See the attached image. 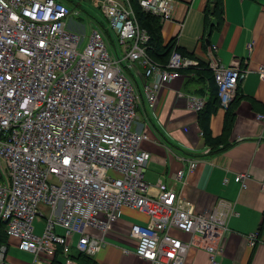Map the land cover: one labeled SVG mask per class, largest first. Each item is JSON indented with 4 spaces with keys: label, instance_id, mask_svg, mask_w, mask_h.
Here are the masks:
<instances>
[{
    "label": "built area",
    "instance_id": "obj_1",
    "mask_svg": "<svg viewBox=\"0 0 264 264\" xmlns=\"http://www.w3.org/2000/svg\"><path fill=\"white\" fill-rule=\"evenodd\" d=\"M137 1L161 23L172 18L175 0ZM95 4L117 37L121 58L116 51L109 55L99 30H92L82 47L84 36L67 29L73 11L59 0H0L3 231L20 251L33 256L32 264H49L57 247L67 256L73 242L77 253L95 257L109 227L129 208L148 218L147 225H133L130 232L139 258L150 264H185L193 246L207 251L217 264L228 231L229 204L220 202L210 215L197 214L161 182L151 196L145 181L150 155L141 148L148 137L131 129L140 94L128 71L143 70L144 92L153 109L161 87L200 63L181 56L177 45L166 65L154 61L147 53L149 35L139 26L131 0ZM253 46L247 43L249 54ZM208 57L219 105L227 109L246 70L222 65L213 52ZM257 73L264 81V67ZM188 103L189 111L198 113L206 100L191 97ZM257 120L264 125V114ZM194 168L190 161L188 171ZM183 175L178 170L175 181ZM248 179L247 173L234 177L242 189ZM36 221L43 222L39 234ZM176 233L191 238L185 242ZM247 239L250 248L263 242L258 232Z\"/></svg>",
    "mask_w": 264,
    "mask_h": 264
},
{
    "label": "crops",
    "instance_id": "obj_2",
    "mask_svg": "<svg viewBox=\"0 0 264 264\" xmlns=\"http://www.w3.org/2000/svg\"><path fill=\"white\" fill-rule=\"evenodd\" d=\"M68 1L76 7L87 2L100 7L95 0ZM208 1L175 0L172 18L162 22L163 44L175 38L183 57L202 64L183 70L178 79L161 87L153 109L144 92L147 79L143 70L128 71L140 94L138 118L131 129L148 137L141 148L150 155L145 181L151 196L157 193L155 185L161 182L190 203L197 214L210 215L220 202L229 204L228 231L217 264H264V125L257 120L258 115L264 114V81L257 73L264 67V0H222L223 22L211 32L213 20L209 18L207 25L205 14ZM250 42L254 45L251 54L246 50ZM210 52L222 65L238 64L246 70L227 109L212 100L216 86L207 66ZM191 97L205 98L206 105L200 112L189 111ZM190 161L195 162L192 172L188 171ZM178 170L184 172L179 183L174 178ZM244 173L249 179L242 189L234 177ZM147 222L144 214L123 208L104 235V247L91 259L95 264H150L136 255L138 243L130 235L133 225L145 226ZM34 226L39 234L43 222L36 221ZM89 232L102 236L98 230ZM253 232H258L263 242L250 248L247 236ZM176 235L185 242L191 238ZM74 246L73 242L67 256L57 247L49 264H77L79 253ZM188 251L185 264H212L207 251L193 246ZM41 258L47 260L44 254ZM32 262L33 256L20 251L17 241L7 237L0 247V264Z\"/></svg>",
    "mask_w": 264,
    "mask_h": 264
},
{
    "label": "trees",
    "instance_id": "obj_3",
    "mask_svg": "<svg viewBox=\"0 0 264 264\" xmlns=\"http://www.w3.org/2000/svg\"><path fill=\"white\" fill-rule=\"evenodd\" d=\"M208 2L209 3L206 6L205 14H206L207 25L209 23V18L213 20V24L210 27V32H211L213 29H217L223 22V16H224L223 15V3H222V0H209ZM131 5H132V8H133V11H134V14H135V17H136V20L139 26L144 28L147 34L149 35L150 39H149L148 50H147L148 55L157 63L166 65L168 63L170 54L176 47V39L174 38L170 41L169 44L164 45L161 32H160L162 23L160 22L159 18L154 17L146 12L144 13V11H142L141 8L139 7L137 0H131ZM104 31L105 33H107V30H104ZM176 50L179 52L181 56H183V54L178 50V47L176 48ZM196 69L194 70L196 71ZM215 91H216L215 94L212 95V98H213L212 100L214 102L218 100L217 86L215 87ZM218 104H219V101H218ZM230 118H231V115L229 117V121H230ZM229 121H228V116H227V122L229 123ZM226 129H227V126H226ZM206 140L207 141L209 140L207 136H206ZM3 230H5V225L3 222H0V247L6 243V239H7L5 231ZM59 251L62 253L61 249ZM91 258L92 257H88L84 254L79 253L78 256L76 257V261H77V264H95ZM53 263L54 262H51V264Z\"/></svg>",
    "mask_w": 264,
    "mask_h": 264
},
{
    "label": "rangeland",
    "instance_id": "obj_4",
    "mask_svg": "<svg viewBox=\"0 0 264 264\" xmlns=\"http://www.w3.org/2000/svg\"><path fill=\"white\" fill-rule=\"evenodd\" d=\"M62 1V0H59ZM64 3L71 9V11H76V14L70 15L66 19L67 29L78 33V35H83V40L81 46L83 47L87 38L89 37L92 30H99L103 35V39L106 43L107 51L110 56L117 53L118 58H121V47L118 44L117 37L115 33L109 29L107 21L103 16L100 8L95 7L93 3H85L81 7H76L75 3L72 1L64 0ZM103 30H107L105 33ZM80 46L79 49L82 47ZM215 83V82H214ZM110 174L114 177H119L115 172L110 171Z\"/></svg>",
    "mask_w": 264,
    "mask_h": 264
}]
</instances>
